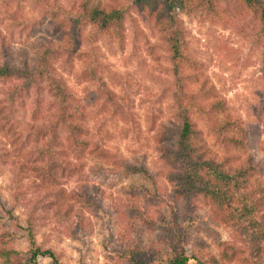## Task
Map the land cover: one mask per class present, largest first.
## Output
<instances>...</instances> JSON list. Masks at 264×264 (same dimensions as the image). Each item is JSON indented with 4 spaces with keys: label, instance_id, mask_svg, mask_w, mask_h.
Here are the masks:
<instances>
[{
    "label": "trees",
    "instance_id": "16d2710c",
    "mask_svg": "<svg viewBox=\"0 0 264 264\" xmlns=\"http://www.w3.org/2000/svg\"><path fill=\"white\" fill-rule=\"evenodd\" d=\"M32 1L62 34L56 41H34L31 53L16 51L14 29L28 36L39 24L26 12ZM181 14L201 24L228 26L264 57V0H0V18L9 26L7 33L0 30V158L9 159L13 196L26 205L23 230L29 244L27 257L15 244L12 226L17 220L11 212L0 214L1 264H42L45 259L62 264L59 253L37 240L49 216L59 239L82 241L93 231L87 213L97 217L106 195L95 185L68 192L67 173L82 174L87 155L122 166L98 135L88 131L86 108L65 74L93 86L100 110L134 128L130 76L114 70L97 45L111 39L122 44L128 30L141 38L161 73H167L159 81L165 83L161 94L169 91L171 113L155 129L156 165L142 169L126 161V173H145L154 192L132 189L120 203L112 200L111 210L121 225L105 251L116 264H152L165 258L168 264H220L202 234L215 238L217 229L224 228L230 240L217 244L224 264H264V182L256 176L251 154L243 158L229 151L247 149L244 127L237 125L226 99L206 75ZM150 35L156 42H150ZM74 59L80 61L79 70ZM42 107L49 110L43 118ZM26 108L40 123H28L23 134L14 120ZM198 120L212 132L214 144L226 150L222 156L211 149ZM167 134L174 145L164 141ZM31 135L43 140L28 150L24 145ZM2 138L10 150L1 145ZM162 178L170 191L160 183Z\"/></svg>",
    "mask_w": 264,
    "mask_h": 264
},
{
    "label": "rangeland",
    "instance_id": "374dc122",
    "mask_svg": "<svg viewBox=\"0 0 264 264\" xmlns=\"http://www.w3.org/2000/svg\"><path fill=\"white\" fill-rule=\"evenodd\" d=\"M65 1L61 0L63 3ZM31 3V8L26 6V12L29 18L35 17L39 24L28 36L20 35L19 30L14 29L12 42L13 49L16 51L24 49L31 53L34 41L43 38L56 41L58 36L62 34L60 29L55 31L52 27V21L48 15L44 12L39 13L38 8L40 6L33 1ZM180 17L193 36V50L196 56L203 61L206 75L216 87L215 89L219 90L226 99L230 112L238 120L237 125L244 127L247 149L244 151L228 150L237 157L246 158L251 154L255 161L256 176L264 182V57L246 39L234 35L228 26L224 27L210 21L201 24L195 18L184 14H181ZM8 29V21L0 18V30L7 33ZM149 39L151 43L156 42L153 35H150ZM97 45L102 49L104 59L110 63L114 70L121 74L128 73L130 76L133 83L132 92L129 94L130 102H132L130 107L136 124L134 128H131L113 112L106 116L105 112L97 106L93 86L75 79L72 75L65 74L67 84L74 90L86 108L88 131L98 135L103 148L109 153L115 154L122 168L104 164L94 155H87L82 158V174L67 173L64 188L68 192L72 188L79 191L83 185H95L104 191L106 198L100 205L101 209L98 210L100 212L97 217L92 216L91 212L87 213V217L91 218L93 222V231L82 241H73L69 238L59 239L52 228L55 222L50 216L47 224L40 227L37 235L38 243L46 249L49 248L59 253L62 264H116L115 260L105 251L110 236L115 237L121 225L111 210V202L115 200L120 203L132 189L147 188L150 192H154V185L145 173H126L124 169L128 164L127 162L134 163L136 167L142 169L156 165L158 160L154 147L155 129L158 124L166 123V118L171 113L169 91L167 90L163 96L161 94L162 86H165V83L161 84L159 81L160 76L168 77V75L161 73L162 67L157 66L152 57L148 55L146 46L139 36L135 37L128 30L127 37L122 44L111 39L107 42H99ZM59 63L62 62L59 61ZM73 65L78 70L81 67L80 61L77 59H74ZM165 66L168 67L166 64ZM108 85L117 94L122 95L120 94V87L116 88L111 82ZM151 111L154 114H150ZM48 113V109L43 107L40 109L42 118ZM32 117L31 110L26 108L20 111L17 119L14 120L22 129L23 134L28 133L25 129L28 123H40ZM198 125L214 153L222 156L226 150L214 144L215 139L206 124L198 120ZM58 133H60V137L64 138L65 132L63 130H59ZM2 140L1 145L10 150L7 140L4 138ZM42 140V137L31 135L24 148L28 150L30 146L35 148L37 142ZM164 141L174 145V137L172 139L168 134ZM37 152L35 150V154ZM37 157L38 154L35 159ZM71 160L76 162L72 157ZM241 160L244 161L245 159ZM28 180V178H24L23 182ZM30 183L31 186L34 185L31 179ZM160 183L165 184L169 191L171 190L166 179L162 178ZM249 187L251 185H248ZM14 191L15 185L9 159L0 158V214L6 215L7 212H11L17 220L16 224L12 226L16 230L15 244L17 249L28 257L29 244L23 230L26 227V205L19 203L20 199L18 202L14 198ZM217 231L218 234L215 238L206 233H203L202 237L205 240V247L209 249L220 264H224L221 250L217 244L218 242L229 241L230 234L224 228H218ZM48 263L50 261L45 259L42 264ZM152 264H168V262L165 258L162 261L155 260ZM191 264L194 263L191 262Z\"/></svg>",
    "mask_w": 264,
    "mask_h": 264
}]
</instances>
